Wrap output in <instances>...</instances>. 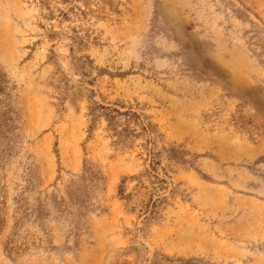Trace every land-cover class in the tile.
<instances>
[{
	"label": "rangeland",
	"instance_id": "obj_1",
	"mask_svg": "<svg viewBox=\"0 0 264 264\" xmlns=\"http://www.w3.org/2000/svg\"><path fill=\"white\" fill-rule=\"evenodd\" d=\"M0 264H264V0H0Z\"/></svg>",
	"mask_w": 264,
	"mask_h": 264
},
{
	"label": "trees",
	"instance_id": "obj_2",
	"mask_svg": "<svg viewBox=\"0 0 264 264\" xmlns=\"http://www.w3.org/2000/svg\"><path fill=\"white\" fill-rule=\"evenodd\" d=\"M99 108L100 109H104V110H108L110 113L111 112H113V113H117V114H120L118 111H116V110H111V109H107V108H104V107H102V106H99ZM109 113V114H110ZM156 180H157V182H163V180H161V179H158V178H155ZM155 190H158V189H155ZM119 195H120V197H124V190L123 189H121L120 190V193H119ZM160 201V200H159ZM156 204H157V201H154V202H152V208L154 207L155 208V206H156ZM154 211L155 210H150V215H152V214H154Z\"/></svg>",
	"mask_w": 264,
	"mask_h": 264
}]
</instances>
